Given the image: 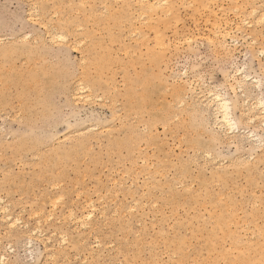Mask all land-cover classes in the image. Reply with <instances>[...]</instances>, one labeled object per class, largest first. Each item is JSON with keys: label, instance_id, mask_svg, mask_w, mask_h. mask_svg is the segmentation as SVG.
Returning a JSON list of instances; mask_svg holds the SVG:
<instances>
[{"label": "rangeland", "instance_id": "374dc122", "mask_svg": "<svg viewBox=\"0 0 264 264\" xmlns=\"http://www.w3.org/2000/svg\"><path fill=\"white\" fill-rule=\"evenodd\" d=\"M116 2L103 13L95 0V14L94 0H0V206L19 219L8 228L0 213L1 264H264V20L251 13L264 0H176L150 26L136 2ZM62 17L79 31L49 42ZM49 74L58 84L36 91ZM88 80L91 93L71 94ZM214 94L230 102L233 133Z\"/></svg>", "mask_w": 264, "mask_h": 264}, {"label": "bare ground", "instance_id": "6f19581e", "mask_svg": "<svg viewBox=\"0 0 264 264\" xmlns=\"http://www.w3.org/2000/svg\"><path fill=\"white\" fill-rule=\"evenodd\" d=\"M29 1V0H28ZM30 1H32V0H30ZM40 1V0H39ZM43 1V3L45 2V1H51V2H53L54 4H55V6H60L61 5V3H65V4H69V3H71V1L72 0H42ZM117 0H98V3H99V7H100V12L102 11L103 13H107L113 6H114V4L115 3H117L116 2ZM122 1V4H125V6L129 9L130 7H131V3L132 2H136L135 3V5H137V7L138 8H136L135 9V11L136 12H138V15H137V17H138V19H140V20H142V22H143V25H145V26H150L152 23V20H155V21H159V22H161V21H163V20H165V18L168 16V14L169 13H173L174 12V2H176V0H170V2H168L167 0H121ZM207 1L208 0H203V6L204 7H206V4H207ZM34 2V1H33ZM31 3V2H30ZM42 3V2H41ZM95 5H96V3H95V0H94V4L92 5V7L90 8V10H91V13H95L96 14V7H95ZM248 5V4H247ZM34 6V5H33ZM36 6V5H35ZM45 7H46V4H45V6L43 5V4H41L40 5V9L42 10V11H44V9H45ZM67 7V6H66ZM264 7V6H263ZM32 8V7H31ZM35 10L34 11H38V7H33ZM71 9V8H70ZM32 10V9H31ZM72 10H73V8H72ZM40 11V10H39ZM38 13V12H37ZM251 13L253 14V15H255V20H256V23H257V21H263L264 20V10H259V9H256V8H252V10H251ZM34 14H36V12H34ZM39 14V13H38ZM41 15H42V13H40ZM97 14H98V12H97ZM55 15H56V13H55ZM31 16H33V15H31ZM37 17V16H36ZM39 17H41V16H38L37 18H39ZM42 18V17H41ZM41 18H39V19H41ZM83 19H84V21H87L88 20V17L86 16V15H84V17H83ZM136 20V19H135ZM137 21V20H136ZM244 22V21H243ZM246 22V21H245ZM255 22V21H254ZM264 22V21H263ZM116 23V22H115ZM259 23V22H258ZM40 24H42V23H40ZM52 24V23H51ZM251 24V23H250ZM43 25H44V27H43ZM50 26V25H49ZM137 26V25H136ZM42 27L43 28H46L47 26L45 25V24H42ZM73 27H77L76 25H75V20H70V19H68L67 17L65 18V17H62V18H59L58 20H57V22H56V24L55 25H53V26H50L48 29H47V32L46 33H48V39L50 40L49 42H52L53 43V40L55 39V41L57 42H63V43H68V39L70 38L69 37V34H70V32H71V29L73 28ZM80 27V26H79ZM134 27V26H133ZM239 27V26H238ZM78 28V27H77ZM79 29L80 28H78V31H79ZM152 29H153V27H152ZM131 31H134L135 32V28H133V29H131ZM155 32H156V35L158 36V38H160V40H159V43L158 44H161L162 43V45L164 44V38H163V36L161 35V37L158 35V31H156L155 30ZM225 32V31H224ZM223 32V33H224ZM82 33H83V31H82ZM131 33V32H130ZM226 33V32H225ZM84 34V33H83ZM133 34V33H132ZM136 34L137 35H140V33H139V31L138 32H136ZM61 35H63V36H66L67 37V39L65 40V41H60L59 39H58V37L59 36H61ZM85 35V34H84ZM26 38V37H25ZM29 38V37H28ZM41 39V38H40ZM74 39V38H73ZM79 39H77V38H75V41H74V43H73V46H75V45H78L79 44ZM85 41V40H84ZM55 42V43H56ZM39 43L42 45L43 43H44V41L43 40H40L39 41ZM75 44V45H74ZM44 45V44H43ZM74 48V47H73ZM83 50V49H82ZM89 50H92V49H89ZM89 54H87L86 53V55L82 58V61L84 62V63H86L87 65H93V64H95V62H94V59L91 57V56H88ZM101 61H103V62H101ZM105 61L104 60H100L99 62H97L96 64H95V68L97 69V71H99V72H101L103 69H104V65H105V63H104ZM58 70V69H57ZM85 70V69H84ZM46 75V74H45ZM83 75H84V77L85 78H88V74L86 73V72H84L83 73ZM242 75H246V74H242ZM243 77V76H242ZM241 80V81H240ZM240 80H237V81H240L239 83H238V85H242V84H244V83H246L247 82V77L245 76V77H243V79H241L240 78ZM249 80H251V79H249ZM236 81V82H237ZM253 81H254V79H253ZM256 82H257V80H255ZM259 81V80H258ZM80 83L77 85V86H75L74 88H72V93L71 94H73V96H78V95H80V94H83V92H85V91H89L90 90V93H91V91H93L92 89H93V87H94V84H92V83H90L89 82V80L88 81H86V83L84 84L83 83V81H79ZM40 83V84H39ZM253 83V82H252ZM255 83V82H254ZM58 83H57V81H56V79L51 75V74H49V79H48V84H46V83H43V85H42V83L40 82V79H38V80H35V84H32V87L34 88V89H36V91H38V89H39V87L41 88L40 89V91H43V89H45V88H48V90H51L53 87H55L56 85H57ZM248 84H250V83H248ZM48 85V86H47ZM237 85V86H238ZM246 85V84H245ZM255 85V84H254ZM257 86H258V82H257V84H256ZM260 85V84H259ZM243 87H244V85H242ZM257 86H255L256 88H257ZM30 87H31V85H30ZM231 87V86H230ZM235 87V86H234ZM234 87H232V88H234ZM242 87V88H243ZM231 88V89H232ZM237 88V87H236ZM242 88H240V89H242ZM259 88V87H258ZM238 89L239 88H237V91H238ZM85 90V91H84ZM234 90H235V88H234ZM236 91V90H235ZM240 91V90H239ZM248 91V90H247ZM142 92H143V94L141 95V97H140V99L146 104V102H147V100H148V96L150 95V94H152L151 93V85H149V80L147 79V80H144V82H143V84H142ZM209 93H211V92H209ZM226 93V92H225ZM244 94V93H243ZM243 94H241V95H243ZM90 95V94H89ZM201 95V94H200ZM72 96V95H71ZM81 96V95H80ZM83 96V95H82ZM81 96V97H82ZM129 96H131V97H134L133 96V94H132V92L131 91H129ZM244 96V95H243ZM86 96L84 95V98H85ZM87 97H90V96H87ZM83 98V99H84ZM198 98V97H197ZM212 98H213V100L215 101L214 103V105H215V109H216V113L217 114H219V118H217V122L221 125V128H222V126L225 128H228L226 131H228V130H231L232 131V133H233V130H235V129H237V122L234 120V115H233V117H232V114H231V108H230V102H229V100L227 99V98H225V97H222V96H220L219 94H214L213 96H212ZM87 99V98H86ZM89 99V98H88ZM196 99V98H195ZM248 100V99H247ZM260 100V99H259ZM262 100V99H261ZM210 101V100H209ZM244 101V100H243ZM200 102V101H199ZM202 102V101H201ZM207 102V101H206ZM242 102V101H241ZM245 102H247L246 100H245ZM245 102H244V105H245ZM259 102V101H258ZM257 102V103H258ZM163 103V102H162ZM181 103V102H180ZM263 103H264V101H263ZM138 104L140 105V106H142V104L140 103V101H138ZM205 104V103H204ZM208 103H206V105H207ZM210 104V103H209ZM246 104H248V102L246 103ZM197 105V104H196ZM203 105V104H202ZM214 105H213V107H214ZM241 105H243V104H241ZM181 106V105H180ZM255 106V105H254ZM257 106V105H256ZM132 107V105H130L129 106V109H132L131 108ZM207 107V106H206ZM257 107H260L261 109H262V111H263V113L262 114H264V106H263V104L262 103H260V105L259 106H257ZM256 107V108H257ZM140 107L138 106V105H136V108H135V112H138V109H139ZM159 108V107H158ZM252 109L253 107H249V109ZM256 108H254V110L256 109ZM248 109V108H247ZM250 109V112H252V110ZM253 110V111H254ZM214 111V110H213ZM242 112V111H241ZM246 112V111H245ZM257 112V111H256ZM259 112H260V109H259ZM167 113V112H166ZM258 113V112H257ZM257 113H255L256 114V117H257ZM215 114V113H214ZM248 114V113H247ZM25 115V114H24ZM246 115V114H245ZM258 115H260V114H258ZM213 116V115H212ZM215 116V115H214ZM244 116V115H243ZM248 116V115H247ZM247 116H244V117H247ZM253 117H255V115L253 116ZM253 117H251L250 119L251 120H253L252 118ZM262 117V116H261ZM167 117L165 116L164 117V119H166ZM211 118V117H210ZM214 119H216V118H213V120ZM246 119V118H245ZM248 119L249 118H247V121H248ZM249 119V120H250ZM260 119V118H259ZM263 119H264V117H263ZM156 120V116H154V115H152V116H150L149 117V121H155ZM255 120V119H254ZM133 121V120H132ZM216 121V120H215ZM214 121V122H215ZM246 121V120H245ZM251 122H256V121H251ZM263 122H264V120H263ZM216 124V123H215ZM218 124V125H219ZM251 124V123H250ZM249 124V125H250ZM217 125V124H216ZM254 125V124H253ZM259 125V124H258ZM165 127V126H164ZM242 127V126H241ZM220 128V127H219ZM86 129V128H85ZM89 129V128H88ZM87 130V129H86ZM146 130V129H145ZM222 130V129H221ZM89 131V130H88ZM225 131V130H224ZM237 131V130H236ZM238 131H240L239 129H238ZM243 131V130H242ZM248 130H245V132H247ZM81 132V131H80ZM249 132V131H248ZM247 132V133H248ZM253 132V131H252ZM223 133V132H222ZM231 133V132H230ZM231 133V134H232ZM240 133H241V131H240ZM244 133V132H243ZM228 134V133H227ZM246 134V133H245ZM233 135V134H232ZM241 135V134H240ZM231 136V135H230ZM85 136H83V135H80L79 136V138H78V140L76 141V144H78V145H82V139H80V138H84ZM224 137V136H223ZM252 137H254V136H252ZM251 137V138H252ZM257 137V136H256ZM225 138V137H224ZM248 138V137H247ZM259 138V137H258ZM257 138V139H258ZM250 140V142H251V139H249ZM259 140V139H258ZM255 141H256V139H255ZM27 145H28V147H30L31 149L33 148V144H32V142H30V141H26L25 142ZM257 143L258 144H261V143H259L258 141H257ZM257 145V144H256ZM19 146L17 145V147L15 146V150L18 148ZM133 147V146H132ZM207 153V152H206ZM65 156H69L68 158H71V156L72 155H70V152L68 151V152H65ZM53 156H51V158H52ZM58 158L60 159L61 157L60 156H58ZM73 159H75V158H73ZM208 159V158H207ZM61 160V159H60ZM48 179V178H47ZM54 183V182H53ZM147 185V184H146ZM44 186V185H43ZM75 187V186H74ZM41 189V188H40ZM16 190V189H15ZM83 192V191H82ZM43 193V192H42ZM31 194V193H30ZM80 196V195H79ZM87 198V197H86ZM85 198V199H86ZM102 198V197H101ZM219 198V197H218ZM54 199V198H53ZM79 199V198H78ZM88 199V198H87ZM39 200V199H38ZM51 200V199H50ZM98 200H100V198L98 199ZM84 201V200H83ZM50 202H53V200H51ZM59 202V201H58ZM61 202H62V200H61ZM75 202V201H74ZM1 203V202H0ZM83 203V202H82ZM91 203H92V201H91ZM135 204H136V202H134ZM44 204V203H43ZM51 204V203H50ZM55 204V203H54ZM89 204V205H88ZM93 204V203H92ZM7 205V204H6ZM11 205V204H10ZM86 205V204H85ZM86 206H90V201L87 203V205ZM153 206H156V205H153ZM11 207V206H10ZM93 206H90V211L88 210V211H85V213L84 212H82L79 216H77L76 218H79L78 220H80V222H81V226H85V225H87V224H90L91 225V222H92V217H93ZM84 209H85V207H84ZM87 209V208H86ZM8 207L7 206H0V213L3 215L2 216V218L3 219H6V220H8V228L10 227V228H12L13 226H14V224L15 223H17L18 221H19V219H12L11 218V214L10 213H7L8 211ZM83 210V209H82ZM69 212V211H68ZM33 213H35V212H33ZM37 213L38 212H36L35 214H34V216H38L37 215ZM41 213H43V210H41ZM70 213V212H69ZM72 213V212H71ZM103 213H105V212H103ZM124 214V213H123ZM122 214V215H123ZM126 214V213H125ZM29 215H31V213L29 214ZM33 215V214H32ZM72 215V214H71ZM70 215V216H71ZM74 215V214H73ZM72 215V216H73ZM41 216H42V214H41ZM63 216H65V214L63 215ZM220 216L221 217H219L218 218V223L219 224H221V225H225V218H224V216L222 215V214H220ZM29 217H32V216H29ZM45 217V216H44ZM74 217V216H73ZM46 218V217H45ZM68 218H70V217H68ZM75 218V219H76ZM103 218V217H102ZM64 220L63 221H67V220H65L66 218H63ZM71 219L72 218H70L69 220L71 221ZM6 220H5V222H6ZM76 221V220H75ZM86 221H88V222H86ZM22 222V221H21ZM38 223H39V220L37 221ZM107 222V221H106ZM37 223V225H39ZM72 224V223H71ZM88 226V225H87ZM15 227V226H14ZM22 227V226H21ZM26 227V226H25ZM16 228V227H15ZM86 228V227H85ZM38 230V229H37ZM11 232V231H10ZM30 231H27L26 233H29ZM33 232V231H32ZM18 233V232H17ZM21 233V232H20ZM37 233V232H36ZM54 233V232H53ZM23 234V233H22ZM30 234V233H29ZM33 234V233H32ZM35 235V234H34ZM99 235V234H98ZM14 236V235H13ZM15 236L16 237H18V234H15ZM42 237V236H41ZM125 237V236H124ZM49 238V237H48ZM48 240V239H47ZM64 240V239H63ZM50 241V240H49ZM84 242V241H83ZM82 242V243H83ZM96 243V242H95ZM10 244V243H9ZM26 244L29 246V245H31L32 244V237H31V235H28V237H27V242H26ZM49 244V243H48ZM53 245V244H52ZM7 247V246H6ZM50 248V247H49ZM12 249V248H11ZM26 249V248H25ZM52 249V248H51ZM86 249V248H85ZM27 251V250H26ZM90 252V251H89ZM33 253V252H32ZM1 257H0V264L1 263H4L5 262V257L3 256V254L2 255H0ZM8 260V259H7ZM83 261V260H82ZM85 261V260H84Z\"/></svg>", "mask_w": 264, "mask_h": 264}, {"label": "snow or ice", "instance_id": "6c2138e0", "mask_svg": "<svg viewBox=\"0 0 264 264\" xmlns=\"http://www.w3.org/2000/svg\"><path fill=\"white\" fill-rule=\"evenodd\" d=\"M33 23H40V21H39V20H33ZM58 39H59L60 41H65V40L67 39V37L61 35V36L58 37ZM55 42H56V41H55V39H54V40H53V43H55Z\"/></svg>", "mask_w": 264, "mask_h": 264}]
</instances>
